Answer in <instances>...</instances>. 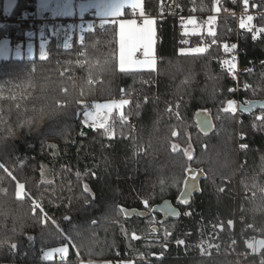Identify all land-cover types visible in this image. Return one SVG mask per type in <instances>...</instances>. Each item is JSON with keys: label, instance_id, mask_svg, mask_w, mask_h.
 <instances>
[{"label": "trees", "instance_id": "trees-1", "mask_svg": "<svg viewBox=\"0 0 264 264\" xmlns=\"http://www.w3.org/2000/svg\"><path fill=\"white\" fill-rule=\"evenodd\" d=\"M15 1L14 10L6 15L5 0H0V18L12 19L0 24V41H26L33 30L36 54L32 59L0 60V163L14 177L0 170V264L126 260L135 264H236L226 250L220 255L215 249L210 255L202 254L201 239L220 231V240L227 243L258 231L264 240V119H258L264 117V108L245 113L237 105L235 114L223 111L228 100L240 105L264 102V33L255 40L244 33L241 65L249 72L241 81L247 87L233 93L229 90L236 87V80L220 58L222 43L235 38V18L218 17L215 37L206 38L207 53L180 54L186 36L179 16L201 22L213 14L216 0H145L144 13L159 18L158 68L129 74L113 69L118 45L110 24L85 32L83 43L72 30L71 47L64 49L72 20L32 24V14L39 11L38 0ZM255 2L264 11V0ZM236 7L230 0L220 2L221 11ZM256 23L264 27V14ZM57 28L59 36H52L51 30ZM41 30L49 52L43 61L39 58ZM201 40L191 38L192 43ZM123 97L133 103L125 109V122L115 119L113 137L84 126L77 100L94 111L91 106L96 103ZM200 113L210 118L209 129L200 126ZM28 120L30 127L25 124ZM65 128L64 135L53 134ZM174 143L179 145L176 151L171 148ZM188 146L194 148L191 161L184 156ZM185 166L202 170L189 206L177 204L173 184L183 179ZM17 183L25 184L30 198L16 196ZM224 185L227 190L220 191ZM33 200L42 203L65 235H71L72 246L66 255L53 252L51 258L43 259L44 252L67 247L68 242L51 222L40 221L32 210ZM165 201L181 215L151 212ZM120 208L129 215L120 213ZM49 232L54 234L49 236ZM29 236L34 239L29 241ZM12 244L18 247L12 249ZM248 261L261 264L264 257Z\"/></svg>", "mask_w": 264, "mask_h": 264}, {"label": "snow or ice", "instance_id": "snow-or-ice-1", "mask_svg": "<svg viewBox=\"0 0 264 264\" xmlns=\"http://www.w3.org/2000/svg\"><path fill=\"white\" fill-rule=\"evenodd\" d=\"M245 6L247 7L248 0H244ZM54 4V7H50ZM14 3H10L7 5V8L14 7ZM6 8V12H7ZM132 9L133 15H136V10H139V16L140 21L138 22L137 19H124L122 18L124 16V10ZM50 9L53 16H59V17H76L79 16V19L81 23L78 26H74L72 24L68 25V30L65 33L66 40L62 44V47L64 49H69L71 47V41L73 39V36L71 34L72 30L74 28L78 27L80 35H79V41L81 43L84 42V33L85 32H92L94 28L96 27V24L93 23L92 20H89L87 24L83 23V18L86 14H89L94 10V19L99 21L100 27H106L107 25H111L114 29L115 35H116V44L118 45V56L115 58V61L113 63V69L119 70L122 74H129L131 72L135 71H141V70H147V71H154L157 66V57H156V40H157V33L156 28L154 25L156 24V21L154 19L148 18V16L145 15L144 9L141 5V0H79V3H76V0H47V3L45 5V10ZM249 25H245L243 22H241V27H247L248 31L254 32L253 26H251L252 17L248 16ZM215 22L214 17H210L208 20V24L212 25ZM188 25H194L195 21L188 20ZM60 29H54L51 30L52 36H59ZM260 33H264V27L259 29ZM187 35V33H185ZM208 35L215 37L216 33L211 30V28L208 31ZM28 36L31 37L32 33H28ZM257 37L255 34H253V39L255 40ZM212 43H216L215 39H213ZM61 46V45H58ZM229 47H231L232 50H235L237 48L236 44L224 45V49L227 52ZM207 49L205 47H198L194 49V53L200 54L204 53ZM27 54L29 57L33 55V44L29 43L27 45ZM180 54L183 55L184 50L181 49ZM9 55V48L7 45V41L4 42L3 45H0V57H7ZM16 57L21 56V48L18 46L15 51ZM49 52H48V40L44 35V31L41 30L40 32V43H39V58L40 60H45L48 58ZM236 56L233 55L231 60H224L222 61V64L227 65V71L232 76L233 79L236 78V70H237V63H236ZM107 63V62H106ZM89 84L92 83L91 79L88 81ZM247 87V86H245ZM232 91L231 89L229 90ZM66 94V93H65ZM83 97V92L80 94ZM77 105L82 107V116H83V124L84 126L91 127L93 129L96 128H102L104 130V133L111 137V129L110 126H106V122L104 120H98L96 119V116L99 115L100 110H106V111H112L113 109L119 110L122 109L125 105H128L130 103L129 99L121 98L119 101H111L110 103L106 104H94L92 105V109L94 111H89L88 107L86 105H83L81 103V100L76 101ZM247 103V102H246ZM251 105H249L250 107ZM58 107L63 108L66 107V103H58ZM139 107V105H137ZM177 109L179 108V105L177 104ZM247 109H245L246 111ZM168 111H171V108L168 109ZM224 112H230L232 114H235L237 112V104L235 100H228L227 101V107L223 109ZM43 113V110H41ZM177 116H179V112L176 113ZM43 118V115L41 116ZM258 119H264V117H258ZM121 122H125L126 116L122 113L120 116ZM27 126H31L32 121L28 120L25 122ZM67 129H61L59 132H53L54 135H64L66 133ZM80 135H84V132L81 131ZM172 135L175 137L177 135L176 131L172 132ZM55 147V146H50ZM171 148L173 151H176L179 148L178 144H172ZM184 156L188 161H191L193 159V154L190 151L189 148L184 149ZM0 170H3L4 173H6L9 177H13L12 172L9 170L8 166L5 163H0ZM202 174V170L199 169H193L190 166H185V175L183 179H176L174 180L173 184L177 189L178 194V200L177 204L182 206H189L190 204V198L192 196V193L194 190L198 188V181L200 179V176ZM14 179V177H13ZM164 181H161V185L163 186ZM17 191L16 196L18 198L22 197H28V194L24 191L25 184L23 183H17L16 185ZM84 191L88 192L89 186L87 184L83 185ZM220 191H223V188L219 189ZM30 198V197H28ZM143 204L146 209L150 208L149 201L145 199L143 201ZM32 210L35 212L43 223L51 222L53 225V228L56 230V232L60 233L63 236V239L68 242L67 247H60L53 250H50L48 252L43 253V259L47 260L48 257L52 254V252L60 253L62 256L66 255L68 252V247L72 246V238L71 235H65L58 224L57 221L54 219L50 220V217L46 213L43 205L41 202L33 200L32 201ZM38 210V211H37ZM151 212H166L170 214L173 217H179L181 213L176 211L171 207L168 201H165L162 206H159L157 208H151ZM120 213H123L125 216H128L129 213L123 209H119ZM137 215L143 216V213H137ZM184 215H191L190 212L184 213ZM65 220L68 219V217H64ZM152 223H155V221H150ZM231 223V222H230ZM153 231L155 232L156 229L154 228ZM54 233L49 232L48 235L51 236ZM78 235V233H77ZM169 236V233L167 230H165V239ZM133 239H136L137 237L133 235ZM29 241H32L34 238L29 236L27 237ZM178 244H183L184 241H177ZM18 246L16 244H12L11 248L16 249ZM249 247H259L264 248V240H260L255 242V244H250ZM91 264V262H90ZM261 264H264V261L261 262Z\"/></svg>", "mask_w": 264, "mask_h": 264}, {"label": "built area", "instance_id": "built-area-1", "mask_svg": "<svg viewBox=\"0 0 264 264\" xmlns=\"http://www.w3.org/2000/svg\"><path fill=\"white\" fill-rule=\"evenodd\" d=\"M231 2H234L237 7L236 8H228L224 10H219L217 14H212L211 16H204L201 19V22L203 24H208V20L210 17L215 16V24L217 23V19L221 14H224L226 16H231L235 18L236 20V32H235V38L228 39L227 41L222 43V55L220 58V61L224 60H231L232 56H236V63H237V70H236V87L232 89L231 92L233 93H239L240 91L245 89L244 84L241 81V76L244 73L249 72V68L241 65V54L243 52L241 41L244 33H249L251 35L255 34L258 36L260 34L259 29L260 27L257 25L256 21L261 18V16L264 14V11L260 10L258 8L257 2L255 0H248L247 7L245 6L244 0H230ZM216 4V2H215ZM89 17L94 18V10L88 14ZM248 16H251L253 19L250 22L251 26L254 28V32L248 31L247 27H241V22H243L246 26L249 25ZM189 17L186 16H179L178 18V24L181 27V29L184 31L186 26H188L187 21ZM54 18L50 13L47 12H41L36 11L32 14L31 23H36L37 21H40L42 24L47 25L49 23L54 22ZM159 20V18H158ZM12 22V19L9 16L1 17L0 18V24H9ZM79 21L74 20L73 25L78 26ZM95 28H99L101 30L104 29V27H100L99 23L96 25ZM76 32V36L79 41V30L78 27L74 28ZM47 38V36H45ZM48 40V39H47ZM13 46H20L21 40L16 39L12 40ZM228 44L229 46L232 44H236L237 48L235 50H232L231 47H229L228 51L226 52L224 49V45ZM81 54V52H80ZM226 69L227 65L222 64ZM237 105H240L239 103ZM133 123V120H131ZM223 191L227 190V185L222 186ZM248 196V195H246ZM240 221H243V217H239ZM221 232L220 231H211V233L205 235L204 238L201 239L200 243L203 242V240H206L205 245L199 246V250L204 255H210L211 249H215L218 255L222 254L225 250L231 255V257L236 261V264H249L248 259L251 257H260L263 259L264 255L262 254L263 248L259 247H249L250 244H255V242L262 240L260 234L258 231H255L252 235L249 237L245 236H238L237 238H233L229 240L227 243L223 240H220ZM208 246H207V245ZM62 257V255H60Z\"/></svg>", "mask_w": 264, "mask_h": 264}, {"label": "crops", "instance_id": "crops-1", "mask_svg": "<svg viewBox=\"0 0 264 264\" xmlns=\"http://www.w3.org/2000/svg\"><path fill=\"white\" fill-rule=\"evenodd\" d=\"M10 3H14V5L16 6V1L15 0H5V10L7 8V5L10 4ZM46 3H47V0H38V5H37L38 10L41 11V12L50 13L52 15V12H51L50 9L45 10ZM76 3L78 4L79 3V0H76ZM144 4H145V0H141V5H142L143 9H144ZM216 4H217V1H216ZM216 4H215V6H216ZM15 6L14 7L7 8L6 15H10L11 12L14 10ZM50 7H54V4L52 6H50ZM218 12H219L218 9H215V7H214L213 14H217ZM136 13H137L136 15H133V10L126 8L124 10V16L122 18H124V19H133V18H135L139 22L140 21V16L138 14L139 13V10H136ZM146 16H148V15H146ZM52 17L54 19H59V20H63V19H65V20H72V21L78 20L79 21V24L81 23V21L79 19V16H76V17H59V16H53L52 15ZM148 18L154 19L156 21V25H154V27L156 28V33H157V40H156V45H155V47H156V57H157V66H156V69L154 70V71H156L157 68H158V44H159V37H158V18L151 17V16H148ZM214 18H215V16H214ZM89 20H92L93 23L96 24V25L99 23L98 20H95L94 18H91V17L88 16V14H86L85 17L83 18V23L87 24V22ZM188 20L195 21V18L194 17H189ZM195 24H196V21H195ZM194 25H190L191 28L190 27L189 28L191 29V31L193 30V26ZM194 30H195V28H194ZM28 33H32V36L29 37L28 36ZM28 33H27V37H28L27 39L28 40H26V41L21 40V45L19 46L21 48V56L20 57H16L15 51H13L14 50V48H13L14 46L12 44V40L11 39H8L9 46L13 50L11 52H9V55L6 58L5 57H0V60H6V59H11V58H14V59H22V58L32 59V58H34L35 57V54H36V45H35V42L33 40H34L36 34H35V32L33 30H30ZM44 35H45V33H44ZM29 43H32L33 44V55H32L33 57H27V45ZM3 44H4L3 41L0 42V45H3ZM141 71H147V70H141ZM135 72H138V71H135ZM52 256H53V252L49 256V258H51ZM1 264H11V263H1ZM81 264H90V262H83ZM91 264H135V263L133 261H131V260H126V261H114V262L113 261L112 262L110 261V262H106V263L91 262Z\"/></svg>", "mask_w": 264, "mask_h": 264}, {"label": "rangeland", "instance_id": "rangeland-1", "mask_svg": "<svg viewBox=\"0 0 264 264\" xmlns=\"http://www.w3.org/2000/svg\"><path fill=\"white\" fill-rule=\"evenodd\" d=\"M217 1V4H216V6H214L215 7V9H218V11L220 10V2H221V0H216ZM216 20V19H215ZM195 21H196V24L193 26V30L191 31V26L190 25H188V26H186V28H185V30L183 31V33L185 34V33H187V35H185L186 36V40L184 41V48H182L183 50H184V55H199V54H196V53H194V49H196V48H198V47H205L207 50L204 52V53H200V55H203V54H205V53H207L208 51H209V49H210V46L209 45H207L206 44V38L207 37H212V36H209L208 35V31H209V29L211 28V30L213 31V32H215L216 33V29H215V23L214 24H212V25H209V24H203L202 22H199L196 18H195ZM156 25V24H155ZM190 27V28H189ZM188 28V29H187ZM194 28H195V30H194ZM80 35V34H79ZM192 37H200L202 40H201V43H197V42H195V43H192V41H191V38ZM3 41V43L5 42V41H7V45H8V48H9V52H11L13 49L12 48H10V46H9V42H8V39L6 38V39H2L0 42H2ZM18 46H14L13 48H14V50L13 51H16V48H17ZM181 51V50H180ZM15 57V56H14ZM27 57H29L28 56V54H27ZM31 57H33V56H31ZM225 68V67H224ZM226 69V68H225ZM124 98V97H123ZM121 99V98H120ZM120 99H114L115 101H119ZM127 99V98H126ZM130 100V99H129ZM111 101H113V100H111ZM111 101H108V102H100L99 104H106V103H110ZM132 103H133V101L132 100H130V103L128 104V105H125L122 109H119V110H116V109H113L112 111H106V110H100L99 111V115L98 116H96V119L98 120V122L100 121V120H104L105 122H106V126H110V129H111V133H112V135H111V137H113L114 135H115V133H114V128H113V123L115 122V119L116 118H120V116H121V114L123 113H125V109L127 108V107H129L130 105H132ZM97 104V103H96ZM206 122L207 121H204L203 120V124H204V126H206L207 127V125H205L206 124ZM96 129H102V128H96ZM103 130V129H102ZM187 148H189V146L187 147ZM190 151L192 152V154L194 155V148L192 147V146H190ZM204 242L206 243V240L204 239L203 240V242L202 243H200L199 244V246H202V245H205L204 244ZM207 245V244H206ZM208 246V245H207Z\"/></svg>", "mask_w": 264, "mask_h": 264}, {"label": "water", "instance_id": "water-1", "mask_svg": "<svg viewBox=\"0 0 264 264\" xmlns=\"http://www.w3.org/2000/svg\"><path fill=\"white\" fill-rule=\"evenodd\" d=\"M249 105H251V106L249 107ZM238 106H239V110L240 111H243L245 113H252L255 110H259V109L264 108V102H262V101H252V102H249L246 105H238ZM245 109H247V110L245 111ZM197 119H198V121L200 123V126H203L204 129H207V128L209 129V127H210V118L207 117V115L205 113H200L198 115ZM203 120L207 121L206 124H205V125H207V127L204 126Z\"/></svg>", "mask_w": 264, "mask_h": 264}]
</instances>
